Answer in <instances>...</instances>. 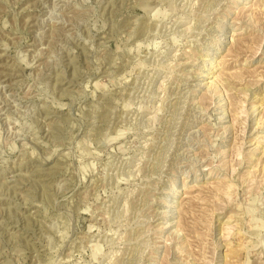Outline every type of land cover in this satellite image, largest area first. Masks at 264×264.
Masks as SVG:
<instances>
[{"label": "rangeland", "instance_id": "1", "mask_svg": "<svg viewBox=\"0 0 264 264\" xmlns=\"http://www.w3.org/2000/svg\"><path fill=\"white\" fill-rule=\"evenodd\" d=\"M0 264H264V0H0Z\"/></svg>", "mask_w": 264, "mask_h": 264}]
</instances>
